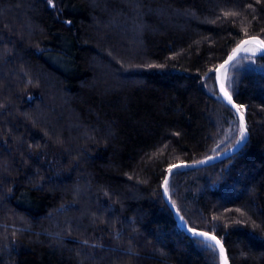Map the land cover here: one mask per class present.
I'll list each match as a JSON object with an SVG mask.
<instances>
[{
	"label": "trees",
	"instance_id": "obj_1",
	"mask_svg": "<svg viewBox=\"0 0 264 264\" xmlns=\"http://www.w3.org/2000/svg\"><path fill=\"white\" fill-rule=\"evenodd\" d=\"M253 36L264 0H0V264H264V54L245 144L163 190L240 142Z\"/></svg>",
	"mask_w": 264,
	"mask_h": 264
},
{
	"label": "water",
	"instance_id": "obj_2",
	"mask_svg": "<svg viewBox=\"0 0 264 264\" xmlns=\"http://www.w3.org/2000/svg\"><path fill=\"white\" fill-rule=\"evenodd\" d=\"M247 39H249V38H247ZM260 39H261V38H260ZM245 40H246V39H245ZM232 52H233V51H232ZM240 53H241V52H240ZM240 53H238L237 56H238ZM230 55H232V53H231ZM230 55H229V56H230ZM229 56H228V57H229ZM237 56H236V57H237ZM228 57H227L225 60H227ZM236 57H235V58H236ZM225 60H224V61H225ZM232 61H233V60H232ZM232 61H229V64H230ZM223 63H224V62H223ZM223 63H222V64H223ZM229 64H228V65H229ZM228 65H226V66H228ZM226 66H225V67H226ZM223 70H224V69H221L219 72H217V82H218L219 89H220V91H221V93H222V95H223V97H224V93H223V91L221 90V85L223 84L224 89H225L227 92H228V90L226 89V87H225V85H224V83H223V77H222V72H223ZM228 93H229V92H228ZM229 94H230V93H229ZM230 95H231V94H230ZM231 96H232V95H231ZM224 98H225V97H224ZM225 99H226V98H225ZM226 100H227V99H226ZM227 101H228V100H227ZM230 104L233 106L234 110L237 112L236 107H234V105H237V103L235 102V100H234L233 97H232V103H230ZM237 114L240 116V118H241V114L243 115V125H244V127L246 128V133H245L246 136H245V138H244L241 142H239L238 144H236V145H235L234 147H232L231 149H228V150L222 152L221 154H219V155H217V156H215V157H213V158H211V159H208V160L202 161V162H195V163H194V162H181V163H177V164H175V165H181V166H180V167H176V168H172V170L168 172L167 177H166L165 180H167V182H168V179L170 178V176H171V175L174 173V171L177 170L178 168H182V167H187V168H197V167H201V166L210 165V164L216 163V162H218V161H220V160L226 158L227 156L231 155L233 152H235V151H237L238 149H240V148L245 144L246 140L248 139V137H249V131H248V129H247L246 120H245V117H244V114H243L242 110H240V112H237ZM166 187H167V185H166ZM163 190H164V193H165V196H166L167 201L169 202L170 206L173 208V210L175 211V213L177 214V217H178V213H177V211H176V208H175L174 204L172 203V201L170 200L167 191H165V181H164V184H163ZM186 230H187L190 234L195 235L194 232H193L194 229H188V228H186ZM194 231H195V233H202V232H203V233H208V237H202V236H199V235H195V236H198V237H201V238L207 239V240H211L210 237L215 236L216 239L220 241V244L223 245V249H224V252H223V259H224V261H225V258H226V260H227V264H230V260H229V257H228V254H227L226 248H225L223 242H222V241H221L216 235H214V234H212V233H210V232L203 231V230H194ZM211 241H213V240H211ZM213 242L215 243V241H213ZM218 246H219V245H218ZM219 248H220V246H219Z\"/></svg>",
	"mask_w": 264,
	"mask_h": 264
},
{
	"label": "snow or ice",
	"instance_id": "obj_3",
	"mask_svg": "<svg viewBox=\"0 0 264 264\" xmlns=\"http://www.w3.org/2000/svg\"><path fill=\"white\" fill-rule=\"evenodd\" d=\"M48 2H49V4H52V0H48ZM250 44H254L256 47L255 48L246 47L247 45H250ZM240 52H245V53L252 52L253 54H255L256 52H260V53L264 54V39H260L259 37L253 36V37H250L249 39L242 40L239 44H237L236 48L233 49L232 55H230L228 57V59L225 60L224 63L221 64L219 66V68L216 69V71L219 72L221 69L226 70L225 66L229 64V61L234 60L235 57L237 56V54ZM221 90L223 91L224 97L228 100V102L232 103V96L224 89L223 84L221 85ZM234 107H236L237 112H240V110L243 108V105H234ZM240 119H241L240 138H241V140H243L245 137L246 128L243 125V115L242 114H241ZM180 166L181 165H172L171 168L169 169V171H171L172 168H176V167H180ZM166 185H167V180H165V191H167ZM193 232L195 235H199L202 237H208V233H203V232L202 233H195L194 230H193ZM210 239L215 241L216 245L220 246V253H221V256H223L224 249H223V245L220 244V241L217 240L215 236L210 237ZM224 264H227L226 258H225Z\"/></svg>",
	"mask_w": 264,
	"mask_h": 264
},
{
	"label": "rangeland",
	"instance_id": "obj_4",
	"mask_svg": "<svg viewBox=\"0 0 264 264\" xmlns=\"http://www.w3.org/2000/svg\"><path fill=\"white\" fill-rule=\"evenodd\" d=\"M246 47H249V48H255L256 46L254 45V44H250V45H247ZM243 53H245V52H243ZM252 54V52H248V53H246V54ZM260 52H256L255 54H259ZM227 67V66H226ZM245 138V137H244ZM242 140H240V142H241Z\"/></svg>",
	"mask_w": 264,
	"mask_h": 264
},
{
	"label": "bare ground",
	"instance_id": "obj_5",
	"mask_svg": "<svg viewBox=\"0 0 264 264\" xmlns=\"http://www.w3.org/2000/svg\"><path fill=\"white\" fill-rule=\"evenodd\" d=\"M250 54V53H249ZM253 54V53H252ZM229 92V91H228ZM210 159V158H209ZM195 162H197V161H195ZM199 162V161H198ZM194 169V168H193Z\"/></svg>",
	"mask_w": 264,
	"mask_h": 264
}]
</instances>
